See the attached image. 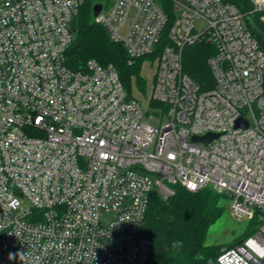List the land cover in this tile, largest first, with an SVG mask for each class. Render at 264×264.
<instances>
[{
  "label": "built area",
  "instance_id": "2783aa9c",
  "mask_svg": "<svg viewBox=\"0 0 264 264\" xmlns=\"http://www.w3.org/2000/svg\"><path fill=\"white\" fill-rule=\"evenodd\" d=\"M170 1L150 95L163 106L152 108L113 64H67L81 0H0V264H147L150 194L167 199L175 184L211 188L236 218L257 219L219 264H264V50L234 4ZM169 17L156 0H108L95 20L138 59ZM204 38L216 47L205 91L183 68V48Z\"/></svg>",
  "mask_w": 264,
  "mask_h": 264
},
{
  "label": "trees",
  "instance_id": "16d2710c",
  "mask_svg": "<svg viewBox=\"0 0 264 264\" xmlns=\"http://www.w3.org/2000/svg\"><path fill=\"white\" fill-rule=\"evenodd\" d=\"M156 1L168 12V25L152 54L132 59L124 44L113 40L108 31L95 20L94 5L107 4V0H81L79 12L71 23L74 38L66 51L67 64L74 70L86 69L91 59L101 65L113 64L131 97L152 108L162 107L150 95L155 64L163 47L170 43L168 30L175 14L170 0ZM223 1L239 9L247 29L264 50V10L254 11L251 0ZM215 53L216 47L208 38L183 48L184 71L199 84L201 90L214 86L208 59ZM148 60L153 66L151 82L143 75V67ZM139 93L142 97H138ZM173 187L175 194L167 199L156 191L150 194L143 223V234L151 241L147 264H219L217 258L224 244H208L207 236L210 227L223 216L225 206L222 201L227 197L211 188L192 191L180 184ZM256 224V218L248 221L244 232L236 236L227 247L242 242L255 230ZM175 240L184 241V247L178 252L170 248L171 242Z\"/></svg>",
  "mask_w": 264,
  "mask_h": 264
},
{
  "label": "rangeland",
  "instance_id": "374dc122",
  "mask_svg": "<svg viewBox=\"0 0 264 264\" xmlns=\"http://www.w3.org/2000/svg\"><path fill=\"white\" fill-rule=\"evenodd\" d=\"M107 2H108V0H107ZM133 14H134V11L132 10L129 14L127 26L129 24L130 19L133 16ZM195 25H196V29L198 31H201L202 29L206 28V26H207L206 22L203 20H197ZM126 31H127V28L124 27L123 29H121L119 31V34L121 36H124L126 34ZM143 75L147 79L148 82H151L152 77H153V66L151 65L149 60L145 62V65L143 67ZM139 96L142 97L141 94L138 95V97ZM143 100L145 103L144 98H143ZM149 123L152 126H157L159 124V117H156V116L150 117ZM222 204H223V206H225V212H224L223 216L221 217V219H223V222L214 231H210V229L213 228L214 224L210 227L209 233L207 236V243L208 244H221V243H223L224 244V246L222 247V250H223V249L227 248L228 244L231 243V241L236 236H238L244 232L245 227L248 224V220H245V219L240 220L232 214V211L230 208V200L228 198L223 199ZM108 219H109V217L105 216L103 220L105 221Z\"/></svg>",
  "mask_w": 264,
  "mask_h": 264
},
{
  "label": "clouds",
  "instance_id": "9594fccd",
  "mask_svg": "<svg viewBox=\"0 0 264 264\" xmlns=\"http://www.w3.org/2000/svg\"><path fill=\"white\" fill-rule=\"evenodd\" d=\"M194 187H191L192 190H195L197 185L196 184H191ZM128 221H131L130 218ZM125 222L124 220H122L120 223ZM223 222V219L218 220L213 228L210 229V231H214L216 228H218ZM184 247V241L182 240H175L171 242L170 248L176 252H178L179 250H181ZM20 257L21 259H24V252L23 253H9V259H13L14 257Z\"/></svg>",
  "mask_w": 264,
  "mask_h": 264
},
{
  "label": "water",
  "instance_id": "95a60500",
  "mask_svg": "<svg viewBox=\"0 0 264 264\" xmlns=\"http://www.w3.org/2000/svg\"><path fill=\"white\" fill-rule=\"evenodd\" d=\"M101 9H102V3H96L94 5V7H93L94 16H97V14L101 11ZM240 125H245L246 126L247 123L244 122L242 118H239L237 120L236 126H240ZM214 137H215V134L208 133V134L203 135V136H194L193 140L209 143Z\"/></svg>",
  "mask_w": 264,
  "mask_h": 264
},
{
  "label": "snow or ice",
  "instance_id": "6c2138e0",
  "mask_svg": "<svg viewBox=\"0 0 264 264\" xmlns=\"http://www.w3.org/2000/svg\"><path fill=\"white\" fill-rule=\"evenodd\" d=\"M190 187H194L193 185H190Z\"/></svg>",
  "mask_w": 264,
  "mask_h": 264
},
{
  "label": "crops",
  "instance_id": "0c3cea01",
  "mask_svg": "<svg viewBox=\"0 0 264 264\" xmlns=\"http://www.w3.org/2000/svg\"><path fill=\"white\" fill-rule=\"evenodd\" d=\"M264 19V18H263Z\"/></svg>",
  "mask_w": 264,
  "mask_h": 264
}]
</instances>
